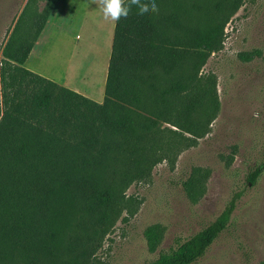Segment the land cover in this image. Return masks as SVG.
Returning <instances> with one entry per match:
<instances>
[{"label":"trees","instance_id":"obj_1","mask_svg":"<svg viewBox=\"0 0 264 264\" xmlns=\"http://www.w3.org/2000/svg\"><path fill=\"white\" fill-rule=\"evenodd\" d=\"M53 1L38 8L25 0L0 51V264L58 256L66 227L67 241L75 236L77 246L90 226L106 228L125 207L127 184L204 134L197 108L213 95L198 69L219 47L222 23L203 32L185 27L179 0H156L153 14L137 15L133 7L114 23L100 102L25 68ZM252 53L237 56L246 61ZM184 132L193 138L177 148ZM258 173L254 168L248 181ZM191 185L184 182L188 193ZM233 208L231 198L213 220L147 264L196 261ZM143 236L152 251L158 226H147ZM66 251L71 255L61 264H79L84 250Z\"/></svg>","mask_w":264,"mask_h":264},{"label":"rangeland","instance_id":"obj_2","mask_svg":"<svg viewBox=\"0 0 264 264\" xmlns=\"http://www.w3.org/2000/svg\"><path fill=\"white\" fill-rule=\"evenodd\" d=\"M23 1L0 0V51ZM34 1L43 6V0ZM74 1L72 27L80 38L68 35L67 29L45 32L23 66L54 82L67 78L94 96L106 48L93 55L86 43L96 44L100 38L90 39L81 29L96 24V4ZM179 5L180 22L192 30L203 32L222 23L219 47L198 69L200 84L210 85L213 94L197 108L204 134L180 150L172 149L146 178L127 184L122 189L125 207L106 228L90 226L85 230L88 238L78 240L77 246L75 236L67 241L66 227V246L58 256L40 255L27 264H61L71 247L74 253L84 250L79 264H147L213 220L231 198L234 208L226 227L191 264H264V0H179ZM247 51L253 52L249 60L237 56ZM158 127L174 129L164 122ZM182 134L187 137L177 148L193 138ZM256 167L259 173L250 182L247 177ZM185 181L192 182L190 193ZM152 224L158 226L159 237L149 251L143 230Z\"/></svg>","mask_w":264,"mask_h":264},{"label":"crops","instance_id":"obj_3","mask_svg":"<svg viewBox=\"0 0 264 264\" xmlns=\"http://www.w3.org/2000/svg\"><path fill=\"white\" fill-rule=\"evenodd\" d=\"M89 1L91 4H93L92 3L93 0H89ZM24 2H25V0L23 1V4H24ZM93 9L95 11L94 19H95L96 24L93 27L82 26L81 29L84 31V33L87 34V37L90 39L93 37L94 38H100V42H98L96 44L95 43L92 44V42L86 43L88 48H89V51L91 53H93V55H95V54L97 55L98 53L100 54L102 52V47L106 48V51L104 53L105 57H104V65H103V69H102V74H101L100 87L98 89L99 91L98 92L96 91L95 95L91 96L87 92V90L79 87V85L69 83L67 78L64 80H59L56 83H58L62 86H65L69 89H72V90H74V91H76V92L96 101V102H100L102 100L103 82H104L105 71H106L105 62H106V59L108 57L107 52H109V49H110L114 23L111 21L105 20L103 18V14L97 5L93 6ZM74 10H75V1L74 0H54L52 3V6L50 8V11L47 15V18L43 24V27L40 30V32L38 33L36 39L34 40L32 47L28 52V55L33 53V51L35 49V45L37 46L40 43V39L42 38V35L45 32L55 33L57 30L60 31V30H66L67 29L66 31H67V33H69L68 35H72V33H73L74 38L79 39L80 35L76 31L77 30L76 27H74V26L72 27V23L74 22V19H76V17H74V15H72ZM82 23H83V21H82ZM22 65H23V63H22Z\"/></svg>","mask_w":264,"mask_h":264},{"label":"clouds","instance_id":"obj_4","mask_svg":"<svg viewBox=\"0 0 264 264\" xmlns=\"http://www.w3.org/2000/svg\"><path fill=\"white\" fill-rule=\"evenodd\" d=\"M99 7L105 20L113 23L118 22L121 18L127 19L132 8L137 9V15H146L159 12L156 0H93ZM254 118H259L260 113H253Z\"/></svg>","mask_w":264,"mask_h":264}]
</instances>
